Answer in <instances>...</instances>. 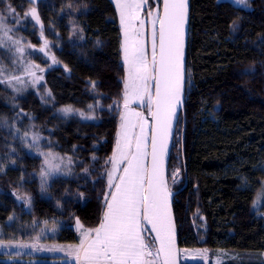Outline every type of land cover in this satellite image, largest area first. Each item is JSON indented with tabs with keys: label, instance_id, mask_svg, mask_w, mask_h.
<instances>
[{
	"label": "trees",
	"instance_id": "obj_1",
	"mask_svg": "<svg viewBox=\"0 0 264 264\" xmlns=\"http://www.w3.org/2000/svg\"><path fill=\"white\" fill-rule=\"evenodd\" d=\"M249 5L192 0L185 135L181 118L169 168L173 191L187 183L174 201L181 249L241 255L229 264H264V201L256 204L264 187V0ZM32 8L40 23L26 15ZM0 17L33 47L47 40L53 54V61L29 55L44 70V90L15 94L0 77L1 235L34 240L48 229L47 240L78 244L74 224L96 229L111 194L107 174L126 76L119 10L112 0H0ZM7 55L0 46L6 66ZM30 119L69 160L68 174L53 180L47 197L43 158L22 133L3 127L6 121L20 131ZM61 259L0 255V264Z\"/></svg>",
	"mask_w": 264,
	"mask_h": 264
},
{
	"label": "snow or ice",
	"instance_id": "obj_2",
	"mask_svg": "<svg viewBox=\"0 0 264 264\" xmlns=\"http://www.w3.org/2000/svg\"><path fill=\"white\" fill-rule=\"evenodd\" d=\"M144 2L145 0H141L140 3L129 4L120 3L118 0L121 23L125 22L126 11L135 19ZM236 3L246 4V0H236ZM9 10L15 11L10 5ZM186 12L187 0H164L162 15L157 12L156 19L152 21L150 61L142 38L138 39L131 49L127 46V41L125 43L124 59L129 65V78L139 82L136 92L141 102L147 96L149 103L155 107V110L150 112L154 122L151 137V167L147 166L149 155L148 137L145 132L147 121L129 127L125 123V117L122 116L121 138L117 141V153L112 158V173H109L110 187L113 183L112 177L118 170L117 164L126 162V166L123 168L119 183L115 186L112 202L107 205L104 222L99 228L81 233L83 239L76 255V260L80 264H152V261L145 260L146 256L153 254L141 238L142 220L148 221L157 232L160 247L153 258L162 253L163 264H175L177 249L174 227L168 211L169 193L163 181V157L177 110L182 105ZM26 15H31L37 23H40L35 8L30 9ZM2 19L3 17H0V20ZM143 23L141 21V25ZM125 36L127 37V27ZM15 43L18 44L19 41ZM47 45L48 41L45 40V48ZM45 48L38 50L43 52ZM17 51L22 49L18 48ZM3 71L4 69L0 67V73ZM31 74L35 75V73ZM149 81L154 82V100ZM125 88V108H127V84ZM62 111L71 113L72 109L69 107ZM135 116L142 119V114L139 112L135 113ZM137 126L140 127L139 136L134 131ZM45 163L49 170H58L51 160L46 159ZM43 174L47 175L48 172L45 171ZM259 199L260 197L257 202ZM185 252L187 253V250ZM194 255L204 254L194 253Z\"/></svg>",
	"mask_w": 264,
	"mask_h": 264
},
{
	"label": "rangeland",
	"instance_id": "obj_3",
	"mask_svg": "<svg viewBox=\"0 0 264 264\" xmlns=\"http://www.w3.org/2000/svg\"><path fill=\"white\" fill-rule=\"evenodd\" d=\"M116 6L118 4V0H112ZM160 0H156V7L154 8L151 4L150 0H145L144 3H142L141 8L138 13H136V18H131L127 11L125 13V22L122 24V34H123V43H122V58H123V64L126 69V76L124 79V101L120 104V110H121V117H125V123L130 127L132 124H138L143 123L144 121H147V126L145 127V132L148 137V148L147 152L150 155V133L151 131V114L150 112L153 111V104L149 103V100L147 96L144 97L143 102L139 99L136 89L139 85V82L132 81L129 78V65L125 63L124 59V48L125 43L127 41V46L129 49L132 48L133 44L140 38H142L145 42V52L147 55V58L149 61L151 60V31H152V21L156 19L157 12L161 14V4L159 2ZM162 1V0H161ZM250 0H246V4H239L236 3V0H218L219 3L223 2H230L237 7L243 8V9H250L249 5ZM120 3H140L141 0H119ZM119 10V15L121 19V12L120 8L117 6ZM151 13V14H150ZM141 21H143V25H141ZM21 26L20 24L18 25ZM158 26V25H157ZM127 27V37L125 36V28ZM16 41H19V43H15ZM0 43L2 45V48L7 50L11 53V55H7V64L5 63L1 64L0 61V67L4 69L2 73H0V77L6 82V84L10 87V89L15 93L19 92H27L28 90H35L38 91L40 88L42 89V85L44 83V70L35 63L32 59L29 58V55L31 53H39L43 55L46 59H49L53 61V54L51 53V49L49 48V44L45 48L44 45L41 47H33L32 44L26 43L22 37H17L14 35V32L12 29L6 24L2 23L0 20ZM22 49V51H17V49ZM45 48L43 52L39 51L38 49ZM10 59V61H8ZM38 66V67H37ZM31 73H35V75H32ZM18 78V79H17ZM128 85L127 88V98H128V104L127 108H125V93L126 88L125 85ZM149 85L151 87L152 96L154 99V82L149 81ZM141 113L142 119H139L135 116V113ZM121 123L120 120V128L118 133L117 141L121 138ZM5 125V126H4ZM3 127H5L8 132H15V133H22V135L26 139V144L28 145V148L33 152L39 155L43 158L42 162V168L41 172L39 174V179L41 183V190L43 192V195L47 197L49 195V189L54 179H56L58 176H61L62 174L67 175L68 174V161L67 158L62 157L59 155L55 148L52 147L53 142L42 133V131L38 130L35 127V124L30 119L27 121L26 124H22V128H20V131L14 130V126L10 127L8 126L7 122L4 121ZM137 136L140 135V127L137 126L134 129ZM47 142H46V141ZM117 146V143H116ZM134 151V149H133ZM117 153V147L115 149L114 155ZM51 154V155H48ZM113 155V156H114ZM149 155L147 157V166L149 163ZM113 156L109 160V171H108V182H109V173H112L113 170ZM51 160V162L56 165L58 170H49L45 161ZM126 166V162L124 163H118L117 164V171L112 177L113 183L112 186H109V191L113 190L114 186L119 183L120 176L123 175V168ZM47 171L48 174L44 175L43 173ZM115 193V191L112 193V195ZM259 202L257 204V208L260 206V201H264V187L259 194ZM255 204V208H256ZM74 228L78 232L79 238L83 239L81 236V233L86 229L81 222L75 223ZM146 228V227H145ZM1 229H0V255H6L8 257H11L12 255H28V256H51V257H60L61 260L66 259H73L77 253V244H63V243H55L52 241H49L46 239L44 235H50L52 232L47 229L46 234L41 235L39 238H36L34 240H12V241H6L4 237L1 235ZM149 248H151L153 245L151 242L147 244ZM157 249V248H156ZM153 250V249H152ZM187 250V253L185 252ZM155 253L157 250H153ZM194 253H203V256L200 255H194ZM155 255V254H154ZM181 256L182 261L185 264H193L197 262H203L204 264H229L236 260H241V255L219 249L213 253L206 251V250H198V249H181ZM159 257V256H158ZM9 262H11L13 259L7 258ZM264 260V255L262 257ZM260 260V258H259ZM57 261V260H55ZM69 261V260H67ZM57 264H61L60 262Z\"/></svg>",
	"mask_w": 264,
	"mask_h": 264
},
{
	"label": "water",
	"instance_id": "obj_4",
	"mask_svg": "<svg viewBox=\"0 0 264 264\" xmlns=\"http://www.w3.org/2000/svg\"><path fill=\"white\" fill-rule=\"evenodd\" d=\"M163 2L162 0L161 3V15L163 13ZM191 3L192 0H187V12H186V18H185V23H184V41H183V82H182V105L178 108L176 117L173 121L172 125V130H171V135L167 143V149L166 153L163 157V181L164 185L166 186V189L169 193L168 196V211L169 215L171 218L172 225L174 227V238H175V246L177 249V257L175 264H182V256H181V245H180V236H179V228L177 224V219L175 215V210H174V201L175 198L178 194H180L187 186L186 185L178 190V191H173L170 186V180H169V168H170V161H171V156H172V151H173V145L175 141V137L177 134V130L179 127V123L181 118L183 119L184 123V131H183V139L185 135V126H186V90H187V75H188V67H187V54H188V46H189V38H190V23H191ZM158 51V50H157ZM154 93H155V88H154ZM155 99V95H154ZM153 99V100H154ZM155 110V107L153 105V111ZM153 121L151 118V125L153 126ZM152 126H151V137H152ZM151 137H150V153L152 151L151 149ZM185 162V159H184ZM148 167H151V155H149V163ZM143 223L147 229V231L150 233L152 238L154 239V242L156 244L157 250L160 247L159 240L157 239V232L153 230L152 225L148 222L143 220ZM161 264H163V254L161 253L159 255Z\"/></svg>",
	"mask_w": 264,
	"mask_h": 264
},
{
	"label": "crops",
	"instance_id": "obj_5",
	"mask_svg": "<svg viewBox=\"0 0 264 264\" xmlns=\"http://www.w3.org/2000/svg\"><path fill=\"white\" fill-rule=\"evenodd\" d=\"M149 133H150V136H151V131L149 130ZM118 184V183H117ZM116 186V185H115ZM115 186H114V188H113V190L111 191V194H110V197H109V201H108V203H107V205L109 204V203H111L112 201H111V197H112V193L115 191ZM107 211V206H106V209H105V212ZM105 214V213H104ZM104 222V215H103V219H102V221H101V223H103ZM141 224H142V230H141V238H142V240H143V242H144V244L146 245V247H147V249L148 250H150L151 251V253L153 254V255H148V256H146L145 257V260L146 261H152V264H161V261H160V258L158 257V256H156L155 257V259L153 258L155 255V252L153 251V250H156L155 249V247L153 246V247H151V248H149L148 246H147V233H146V230H145V225H144V223H143V220L141 221ZM100 226V225H99ZM99 226L97 227V228H99ZM90 231V230H89ZM93 238H94V234H93ZM82 240V239H81ZM81 242V241H80ZM79 245H80V243H78L77 244V252L79 251ZM153 249V250H152ZM76 255H77V253H76ZM76 255H75V257L73 258V259H66V260H57V261H54L53 263L54 264H57V262L59 263H61V264H80V262H78L77 260H76ZM67 260H69V261H67ZM81 261H82V256H81Z\"/></svg>",
	"mask_w": 264,
	"mask_h": 264
}]
</instances>
